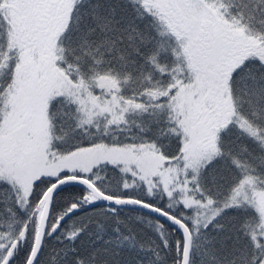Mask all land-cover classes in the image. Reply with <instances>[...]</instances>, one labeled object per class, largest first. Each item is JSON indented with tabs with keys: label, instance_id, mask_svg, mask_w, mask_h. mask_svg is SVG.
<instances>
[{
	"label": "snow or ice",
	"instance_id": "1",
	"mask_svg": "<svg viewBox=\"0 0 264 264\" xmlns=\"http://www.w3.org/2000/svg\"><path fill=\"white\" fill-rule=\"evenodd\" d=\"M0 264H264V0H0Z\"/></svg>",
	"mask_w": 264,
	"mask_h": 264
}]
</instances>
